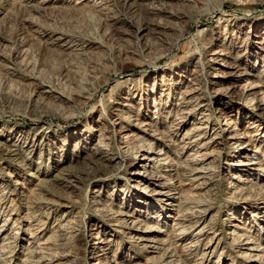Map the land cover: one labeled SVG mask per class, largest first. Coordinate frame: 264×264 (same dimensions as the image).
<instances>
[{"label":"rangeland","instance_id":"1","mask_svg":"<svg viewBox=\"0 0 264 264\" xmlns=\"http://www.w3.org/2000/svg\"><path fill=\"white\" fill-rule=\"evenodd\" d=\"M80 1L0 0V129L9 125L30 136L42 127L50 130L36 141L33 167L0 152V264H264L263 115L246 109L259 121L260 132L246 117L238 120L253 150L259 151L262 163L254 168L261 170L236 173L231 163L237 158L224 143L214 157L212 188L194 191L201 195L194 199L188 197L193 186H183L180 177L188 154L181 153L179 141L192 125L187 126L169 153L178 174L171 187L180 188L172 195L175 201H167L165 191L155 196L137 189L128 173L139 144L105 128L116 119L109 100L134 94V112L155 117L168 143L179 130L177 104L184 88L177 91L171 110L168 105L158 111L163 90L158 98L148 99L150 79L165 77L172 83L178 75L188 79L197 71L195 82L211 101L200 56L220 44L203 47L197 32L204 29L207 38L215 32L237 38L240 29H263L264 0H104L102 10L94 6L95 0ZM152 4L188 16L186 33L172 53L163 43L169 36L155 33L154 21L166 19L152 15ZM222 16L230 20L217 26ZM143 29L144 34L138 33ZM243 39L238 45H244ZM69 40L83 50H64L61 45ZM191 51L199 54L191 58ZM44 87L62 98H43ZM82 94H89L87 100L77 99ZM86 127L91 134L87 143L71 139L75 129L80 133ZM105 135L110 156L119 162L107 175L85 165ZM65 170L77 177L69 187L55 179ZM242 180L250 182L243 185ZM170 190L168 194L174 192ZM194 206L205 214H191L188 208ZM182 210L187 215L181 234L175 219ZM118 212L138 218L135 230L118 223ZM144 236L164 244L160 250L145 248L140 242ZM249 238L261 253L248 252ZM166 250L173 258H162Z\"/></svg>","mask_w":264,"mask_h":264},{"label":"bare ground","instance_id":"2","mask_svg":"<svg viewBox=\"0 0 264 264\" xmlns=\"http://www.w3.org/2000/svg\"><path fill=\"white\" fill-rule=\"evenodd\" d=\"M86 1L88 0H82L80 2ZM93 4L96 8L102 10L105 2L104 0H95ZM149 11L154 16L163 15L166 19L165 21L160 20L161 18L157 19V21H154L153 26L155 27V33L158 34V36H169L163 43L164 47L166 46L165 48L172 53L186 33L185 31L188 26L186 21L188 16L174 11H163V9L154 4L149 6ZM228 17L229 16H222L218 18L217 26H223L224 23L226 24L229 22L230 19ZM179 23L184 25L179 26ZM257 26L251 28L248 32H243V30L240 29L237 38L224 36L222 32H215V34L213 32L214 35L207 38L204 29L197 32V36L201 39L203 38V47L210 48L220 44L218 47L208 51L205 55L200 56L204 61L201 71L206 70V74L209 77L208 89L211 90V93L213 94L211 101L205 97L200 88L202 86L197 85L195 82V74L197 71H193L194 74H191L188 79H185L182 76L179 77L178 75V78L174 77L172 83L165 81V77L159 80L157 77L153 76L154 78L150 79L153 84L148 85L151 89L148 87L147 96L148 99L150 97H159L160 109L156 107L158 108V111L165 110L168 105L171 110L172 106H174L173 101L177 91L182 87L184 88L181 92L180 98H178L177 104L178 108H180L178 114L179 130L174 136L168 139V143L163 141L164 135L157 128L155 117H149L139 113L136 114L134 112V102L137 96L133 94L132 97L121 98L118 94L116 97L109 100L108 103L112 105L110 114L116 119L112 121L109 127L106 126L105 128H109V131L113 135L121 136L125 142L132 140L139 144L140 150L138 155H135L131 170L128 173V177L140 187L137 189H140L142 192L150 191L152 192V195L155 196L163 194L165 191L167 192L166 196L169 197L167 201H175L178 199L172 195L179 194L177 190L180 188L171 187V185H173V181L171 182V180H173L174 174H177V166L173 163L169 153L172 148L171 146L176 143L175 140H177V137H179L184 132V129L190 125H192L191 128L182 134L179 141L182 145L180 147L182 148L181 153L184 155L188 154L182 164L183 173L181 176L179 175L182 179L181 182H185L183 183V186H193V189H191L192 192L190 191L189 195L188 192L184 193L185 195L187 194L188 197L190 196L193 199L198 196L201 197L199 193L194 191L212 188L214 181L212 180L214 174V157L218 153V149L222 148L224 143L232 148L234 151V158H237L231 163V166L237 171L236 173H251L261 170L254 168V166L262 163L259 151L253 150L254 147L252 142L246 135H244L243 126L238 123V120L241 118L243 120V117H246L245 120L253 121L252 129L254 128L258 132L262 129L261 125L260 127L257 125L259 121L255 120L249 112H246V109L250 108L257 114L264 116V28L258 29ZM143 31H145V29L139 30L138 33L144 34ZM241 37H244V45H238V40ZM194 43L192 44L195 47ZM61 47L66 51L72 49L83 50L78 45L76 46L70 42V40L64 42ZM197 52L198 51H191L189 56L193 58L197 55ZM119 84L121 83H117L114 88H117ZM159 91H162L163 94L156 97ZM110 94H113L112 90L110 91ZM82 95L77 99L80 101L87 100L89 94ZM41 96H43V98H51L52 100L53 98L56 100L62 98L61 94L54 91L52 88L47 87L42 88ZM75 131H77V129L74 130L71 139L84 143L90 140L91 134H87V127L86 130L84 129L80 133ZM48 134H50L48 127H42L30 136L13 126L6 125L0 129V152L8 160L20 161L22 165L27 162L26 165L33 167L31 164L34 163L33 159L37 151L36 141L39 138H45ZM258 136H261V134ZM108 139L109 137L105 135L98 142L96 141L97 143H95V146L93 145L94 147L91 156L85 161V165L93 169L95 173L103 170V172L105 171L104 174L107 175L108 173H111L107 169H115L119 165L117 158L110 156L107 144L104 142ZM76 150L77 147L74 151L76 152ZM93 170L91 173H93ZM181 172L182 171H180L179 174H181ZM55 179L69 187L72 182L76 181L75 179H77V177L71 171L65 170L57 174ZM165 179L170 180V182H162ZM249 182L250 181L246 180L241 181L242 184L244 183L243 185H246V183ZM170 189H173L174 192L168 194L171 191ZM187 195L184 199L185 201L188 200L189 203ZM200 202H202V200ZM138 204H142V202L138 201ZM166 205L174 206L171 202H167ZM194 207L188 208V210H193L191 214L198 213L200 217L205 214L204 211H198L196 206ZM183 210L178 214L177 218L175 217V220H177L176 225L181 234L186 232L184 228L185 226H182L183 222L181 221H183L187 212L186 210ZM116 216L118 223L125 225L127 229H132L134 228V225L139 223L138 218L133 216L130 212H118ZM133 230H135V228ZM202 230L203 228L198 232V235L201 236L203 234ZM249 239L248 243H246L247 245H251L247 249L248 252L261 253L262 249L255 246L256 242L253 239ZM140 242L144 243L145 248L156 250H160L161 246L164 244H161L156 237L151 236L142 237ZM169 255L170 251L166 250L162 258H164V256L167 258H173V255ZM38 262L39 261H37V263ZM33 263L36 264L35 260Z\"/></svg>","mask_w":264,"mask_h":264}]
</instances>
